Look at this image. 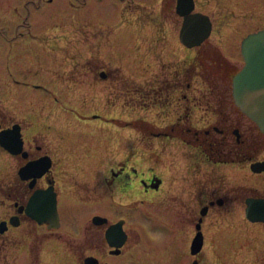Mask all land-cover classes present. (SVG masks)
Listing matches in <instances>:
<instances>
[{"label": "rangeland", "instance_id": "obj_1", "mask_svg": "<svg viewBox=\"0 0 264 264\" xmlns=\"http://www.w3.org/2000/svg\"><path fill=\"white\" fill-rule=\"evenodd\" d=\"M196 1V12L212 19L213 33L188 49L180 41L183 20L176 11L177 0H0V112L24 123L28 120L31 130L25 137L30 141L34 132L37 146L57 161L56 177L65 185L76 180L77 196L71 195V207L81 217L72 216L69 225L63 220L61 238L53 235L46 242L44 236L31 241L30 222L16 234L5 235L0 240V264H83L88 255H102V261L114 264L117 259L106 254L103 244L94 245L104 242L106 227L94 233V215L128 219V249L134 248V259L174 263L171 254L160 249L169 244L168 228L161 230L163 236L155 229V235H150V243L159 244L157 252L151 251V244L144 251L136 246H143L137 234L143 224L162 225L155 209L149 208L155 203L134 210L135 203L120 205L131 203L132 193L130 197L86 196V186L94 187L92 170L118 168L125 160L118 163L116 157L119 161L130 152L137 154L134 160L140 177L146 173L145 164L166 177L165 172L176 176L174 180L188 174L195 209L214 194L222 198L227 189L235 196L232 190L237 186L264 193V175L250 173L242 164H220L216 153L200 164L185 143L173 137L163 139L169 136L171 124L179 118L186 120L187 106L195 125L191 129L213 130L218 140L214 128H229L227 139L234 142V130L245 139H264L232 99L234 76L245 64L241 45L246 37L264 30V0ZM19 164L20 160L0 150V186L10 184ZM199 178L207 183L202 191ZM185 201L189 203L188 196ZM236 207L227 203L220 212L211 213L207 221L212 229L210 251L201 256L204 263L264 262L261 249L233 247L231 241H241V230L230 226L234 218V223H240ZM214 224L218 229H213ZM226 226L231 241L220 251L213 237L218 231L223 234ZM97 236L101 239L94 241ZM38 248L42 252L39 262ZM186 258H179V264H188Z\"/></svg>", "mask_w": 264, "mask_h": 264}, {"label": "flooded vegetation", "instance_id": "obj_2", "mask_svg": "<svg viewBox=\"0 0 264 264\" xmlns=\"http://www.w3.org/2000/svg\"><path fill=\"white\" fill-rule=\"evenodd\" d=\"M51 1L52 0H49V2ZM194 1V10L196 12L197 1ZM100 75L104 79L107 77L106 73H102ZM185 111L186 114L184 118L186 120L179 118L178 122L171 124L172 128L170 129L169 136L163 139L169 140V138L173 137L175 141H182L188 146L189 149L195 151L197 157L196 161H201L200 164L205 163L203 142L200 139L189 138L186 135H184L183 138L174 137L176 133H178L177 135L180 134V136H182L183 129L195 126L190 121L192 111L188 106L186 107ZM15 118V116L0 112V134L7 133L5 140L7 141V144H9V146L12 148V150H14V152L7 150L2 145L1 141L0 150L5 152L8 156L11 155L15 160H20L21 162V164H19L17 168L16 175L11 179L12 181L10 182V184H8L7 186H0V226L3 225L5 228V232L3 234L0 233V240H2L8 234H16L18 229L22 228L23 225L28 222H30L28 224H30V226L32 227L30 229L31 232L29 233V236L32 239L31 241H38L37 239L43 236L45 239L44 242L50 240V237H52L53 235L61 238L60 235L62 234L59 230H63V220L65 224L69 225V219L72 218V216L78 215V218H81L80 214L77 213V209L71 207V202L73 201L71 195L77 196V189L75 187L76 180L70 183H66L65 185L61 182V180H59V178L56 177V170L53 167L59 165L57 161L55 163V159L52 158L48 152H43V148L37 146L36 139L34 138V132L31 135L30 141L26 139V132L28 130H31L29 121L27 120V123H24ZM188 122L190 124L182 125L183 123L187 124ZM214 130H216L215 132L217 133L219 132L218 134L221 139L228 141L227 137L231 133L230 131L228 132L229 128H224L221 130L214 128ZM205 131L207 135H212L214 132L213 130ZM234 132H236V130L233 131V135ZM212 136H214V134ZM214 140L217 141L218 139ZM251 141H254V139L242 138L241 133L238 131L235 142L233 140L230 141L229 148L224 152L221 151L223 155L221 153L218 155L219 159L220 156L224 158V160L220 162V164L234 166L242 164V167L248 168L250 173H254L255 175L260 176L264 175V170H262L261 172H254L251 168V165H253L254 163H262V165H264V147L259 148L260 146H263V144L256 141V145L249 147ZM136 155V152H130L129 156L120 159L119 161L116 157V161L118 163L125 160L124 162L120 163L118 168L112 167L109 170L104 167H100L92 170L93 172L90 175L92 176L91 180L94 182L92 186L94 187L87 188L86 186V191L88 194L86 196L93 197V195L95 194H104L111 195V197H130L132 193L133 201L131 203H122L120 205L129 206L128 204L135 203L136 207H132V209L134 210L142 209L147 206L148 203H155L152 207L149 205L148 206L151 210L155 209V212H153L161 219L162 225H159V223L153 226H147L146 224L142 225L141 232H137V234L140 236L139 240L143 242V246L140 247L139 244H136V246L141 251H144V247L146 245L148 246L149 244H151V251L157 252V246L158 248H160L159 244L156 242L155 243L157 245L150 243V235H155L154 232H157L163 236L161 230L163 229V227H165L168 228V231L170 232V236L167 238L169 244L161 247L160 249H165L164 252L167 251L169 255L171 254L170 259H174V263L172 264H179V258H185L186 256H188V258H186V262L188 264H206L202 260L201 256L210 251L208 234L210 233V231H212V229L210 230L207 221L210 218L212 212H220V210L225 207L227 203L233 202L237 204L236 209H239L236 214L240 213V217L238 218L240 219V223H234V221L237 220L236 218H234L235 220L231 221V225H229L232 228L238 226V228L241 230V232L238 234L241 241L237 242L236 239L231 241V234L230 232H228V226H226L223 230L224 232H227L224 233L222 231L224 235L218 231V235H214L213 237V239L217 243H220L216 245L217 250L222 251L224 245L228 241H231L232 243H234L233 247H247L254 250L261 249V251L263 252L262 254H264V193H261V191H259V188H242L243 186L233 187L232 191L234 193L237 192L235 196H230L231 191H228L227 189L222 198H216V194H214L212 198H207L206 201H203L201 207L195 209L193 201H191L190 198V196L192 195L190 194L192 179L189 178L188 174H183L178 177L177 180H174L173 178L176 176H170L168 172H165V174L168 176L166 177L163 175V172H158V170H156V168H154L153 166H150V168H148L147 164L144 163V171L146 173H144L143 176L140 177L134 160L137 159ZM45 161L46 164L44 163ZM30 165H32V168L34 169L33 173H31V171H29L28 169ZM90 166L94 167L92 165ZM130 169L133 173L129 175L126 172L130 171ZM98 171L99 173H101V175H99ZM199 181L201 183V187L199 188V190L202 191L207 183L206 180H203L202 182L200 178ZM61 183L64 186H62ZM223 190L224 189H222L221 191ZM240 191L242 193V196L240 194ZM246 191L249 192L247 195ZM51 192L56 199V208L58 209V228L52 227L50 223L43 222L42 224H40V222L34 218V204L38 205V202L48 201V194H50ZM35 194L37 195L35 196ZM185 196H188L189 203L185 201ZM243 196L244 198L242 199ZM152 198L156 201H152ZM249 200L252 201V204L251 209L248 211ZM7 202H9L8 207H5L4 205H6ZM158 207H160V209ZM241 207H243V210L240 212ZM4 209L8 210V214H5L6 210ZM28 209H30L29 212ZM132 209L128 208V210ZM213 215L221 216L220 213H213L212 216ZM95 216L104 217L107 219V222H104L103 224H95L92 220V223L95 225L93 226L94 233L95 229H101L103 228V226H106L103 231L104 242H95L94 245L100 246V244H103L105 246L104 249L106 254L114 258V260L117 259V261H114V264H148V260L144 257L137 260L134 259L131 255L134 253V248L128 249V247H130L129 241L131 239V234H129L128 231V227L130 226V224L127 218L122 216L121 218H118L116 220H111L108 216L94 215V217ZM94 217H92V219ZM119 222H122L123 232L127 237L121 248H118L116 246L112 247L109 244L108 238L106 236L107 230L110 229L113 224ZM243 223L246 224V226L243 227ZM218 227V224L213 225V229H218ZM148 229H150V233ZM154 229L155 231L152 232ZM254 229H257V231L254 232ZM80 233L83 234L81 229ZM171 233L173 234L171 235ZM96 234L99 235V232H96ZM71 236L73 237V235ZM171 236L174 237L173 240L171 239ZM154 237L156 238L157 236ZM157 238L160 237L158 236ZM100 239L101 236L94 237V241ZM118 239L120 238L115 234L112 242L115 243ZM181 240L182 242L184 240V244L182 245H180ZM246 244H248V246ZM181 250H184L183 253L181 252ZM41 254V249L38 248V253L36 255V259L38 260V262L40 261ZM101 257L102 255L97 257L91 255L85 256L83 264H86V260L91 258L96 259V264H112L107 261H102ZM220 259L222 262L225 261L223 260L224 256L220 257ZM261 264H264V262L261 261Z\"/></svg>", "mask_w": 264, "mask_h": 264}, {"label": "water", "instance_id": "obj_3", "mask_svg": "<svg viewBox=\"0 0 264 264\" xmlns=\"http://www.w3.org/2000/svg\"><path fill=\"white\" fill-rule=\"evenodd\" d=\"M177 1L176 11L178 15L183 18V26L180 30V41L188 48L201 45L210 37L213 31L211 19L205 14L194 12V0ZM241 48L245 64L243 69L234 76L232 97L235 100L237 108H240L247 118H250L264 134V30L246 37ZM235 134H238V131H236ZM6 136L7 133L0 134L2 145L7 150L14 152L9 144H7L5 140ZM44 163L46 164V161ZM251 168L254 172H261L264 170V165H262V163H254L251 165ZM28 169L31 173L34 172L32 165H30ZM36 195L37 194H35V196ZM48 196V201L38 202V205L34 204V218L37 219L40 224L43 222L50 223L52 227L58 228L59 218L58 209L56 208V199L52 192L48 194ZM251 204L252 201L249 200L248 211L251 209ZM29 211L30 209H28V212ZM93 222L95 224H103L107 222V219L95 216ZM4 230V226H0L1 234L5 232ZM115 234L120 239L113 243L112 239ZM106 236L112 247L116 246L121 248L127 238L123 232L122 222L113 224V226L107 230ZM86 264H96V259H87Z\"/></svg>", "mask_w": 264, "mask_h": 264}, {"label": "trees", "instance_id": "obj_4", "mask_svg": "<svg viewBox=\"0 0 264 264\" xmlns=\"http://www.w3.org/2000/svg\"><path fill=\"white\" fill-rule=\"evenodd\" d=\"M184 135H186L189 138L200 139L203 142V150H204L205 158H207L210 155V153H216L217 155H219L221 153L223 155L222 152L226 151L229 148V142H230L229 139L227 141V140L220 138L219 141L218 140L216 141V140H214L215 139L214 136H212L211 134L207 135L206 131L203 129H191V127H188L187 129L186 128L183 129V135L182 136H180V134L179 135L175 134L174 137L183 138ZM256 141L257 140L251 141L249 147L256 145L258 142V141L257 142ZM263 142H264V139L261 140L260 143H263ZM234 145H235V143H234ZM223 160H224V158L220 156V160L218 162L220 163Z\"/></svg>", "mask_w": 264, "mask_h": 264}]
</instances>
